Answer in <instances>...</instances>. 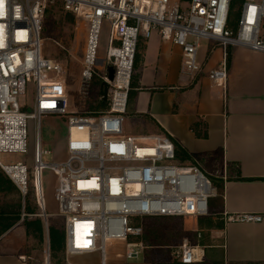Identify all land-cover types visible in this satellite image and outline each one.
Listing matches in <instances>:
<instances>
[{"label": "built area", "instance_id": "built-area-1", "mask_svg": "<svg viewBox=\"0 0 264 264\" xmlns=\"http://www.w3.org/2000/svg\"><path fill=\"white\" fill-rule=\"evenodd\" d=\"M51 1L0 0V170L22 196L32 189L39 209L34 215L45 222L41 171L53 173L66 256L97 253L104 264L107 246L119 244L126 258H135L146 248L141 239L144 218L207 215L209 198L216 193L198 164L175 163L170 135L124 131L137 42L155 29L161 40L181 47L180 73L193 75L201 66L197 56L201 41H212L222 57L208 77L224 93L228 47L264 53V38L259 35L264 0H243L235 30L227 23L230 0H187L185 10L179 0H60L64 11L85 24L79 94L85 97L92 86L99 92L100 83H107V108L80 114L69 113L67 85L58 76L60 62L41 56L42 25ZM104 25L108 36L99 55ZM28 81L34 87L31 113L22 111L17 100ZM45 116L66 119L64 160L43 159L50 152L39 135ZM27 119L35 127L30 172L20 160L1 158L26 153ZM222 216L225 223L261 220L251 212ZM171 254L179 264H191L201 260L202 250L183 238ZM44 262L48 264L47 258Z\"/></svg>", "mask_w": 264, "mask_h": 264}, {"label": "crops", "instance_id": "crops-1", "mask_svg": "<svg viewBox=\"0 0 264 264\" xmlns=\"http://www.w3.org/2000/svg\"><path fill=\"white\" fill-rule=\"evenodd\" d=\"M183 1L187 0H179L180 4ZM138 43L137 88L127 111L136 112L137 107V113L145 115L158 131L197 155L195 163L222 184L221 197L216 190L209 198L208 214L197 216V226L185 234L202 250L201 260L191 264H264V53L228 47L223 93L208 77L222 57L221 48L212 41L200 45L201 66L193 75L180 73L181 47L161 40L155 29ZM197 118L206 123L204 139L194 137L190 130ZM207 166L216 168V175ZM223 212L256 213L261 220L225 223ZM19 247L14 241L0 242V264H30L33 254ZM130 264L179 263L174 258L173 262Z\"/></svg>", "mask_w": 264, "mask_h": 264}, {"label": "rangeland", "instance_id": "rangeland-1", "mask_svg": "<svg viewBox=\"0 0 264 264\" xmlns=\"http://www.w3.org/2000/svg\"><path fill=\"white\" fill-rule=\"evenodd\" d=\"M243 2V0H242ZM188 1L181 3L182 9H187ZM241 1L237 7L240 9ZM64 10L60 0H52L46 8L42 31H41V56L44 58L56 59L61 64V70L58 76L62 77L67 85L69 98V113L80 114L92 109L91 105L96 99H100L97 88L91 87L89 93L82 97L79 94V75L82 68V54L85 43V24L76 18L73 24L66 23L64 19ZM238 14L233 17V30L237 25ZM261 38H264V24H262L260 33ZM108 36V26L104 25L100 32L99 39V55H103ZM205 40L201 41L202 42ZM99 73H102L98 69ZM33 83L28 81L24 94L17 97L21 104L22 111L31 113L33 104ZM127 111L124 122V131L129 134H152L157 132V126L147 120L143 114H139L138 108ZM92 116V115H90ZM66 119L58 116H45L40 122V142L41 145L49 150L43 159L46 161H61L67 157L65 147L67 138ZM148 123H147V122ZM150 123V124H149ZM27 132V150L26 153L2 154L1 158L4 161L20 160L26 164L29 172L32 170V155L34 148L35 127L31 119L26 121ZM178 164L177 162H175ZM200 166V164H199ZM201 167V166H200ZM216 168L208 167L207 171L212 176L216 175ZM30 176V175H29ZM41 183L45 202V210L47 213L46 222L41 218V241L30 236L27 237L23 231V227L14 225L13 230L6 234V231L0 235L5 243L7 240L14 241L19 248L26 252H31L33 255L30 258V264H46L44 258H47L48 264H100V258L97 253L82 255V256H66L64 249H55L49 242V233L52 230L60 232L63 217L58 213L57 202L54 198L55 177L49 169L41 171ZM30 190H32L30 188ZM21 210L24 211L27 207L31 211L39 213L36 200L33 193H29L25 198L20 194ZM18 199L17 192L6 193L0 192V205L4 203H13ZM143 240L145 234L149 238L146 248L139 253L135 258H126L123 253V246L119 244L108 245L105 252L104 264H130L140 260H148L150 262H173L174 256L171 254L172 247L178 245L180 240L186 238L188 230L197 226V216L182 215L174 217H147L141 223ZM184 236V237H183ZM135 241L138 239H134ZM144 242V241H143ZM145 244V243H144ZM5 246V245H4Z\"/></svg>", "mask_w": 264, "mask_h": 264}, {"label": "trees", "instance_id": "trees-1", "mask_svg": "<svg viewBox=\"0 0 264 264\" xmlns=\"http://www.w3.org/2000/svg\"><path fill=\"white\" fill-rule=\"evenodd\" d=\"M240 1L242 4V0H230L227 23L228 26L231 28L234 26L233 17L238 14L237 17L239 18L241 5L239 10H237V7ZM63 16L66 23L73 24L75 16L72 13L64 11ZM138 42L134 57L130 90L128 91V100L129 98L133 97V95L135 94V88H137V79H138L137 67L141 57V53L139 52ZM227 64H228V54L226 56V66ZM91 107L92 109H90L89 111H101L107 108V102H103L100 101V99H96L95 102L91 105ZM190 130L192 131L194 137L196 138L204 139L207 137L206 123L200 118H197L196 121H194V123L190 126ZM172 141L175 146V162H177L178 164L195 163V159L198 157L197 155L190 153L173 139ZM236 178H240L238 171H236ZM209 179L216 188L218 196L221 197L222 184L213 177H209ZM0 192L6 193V195L12 192H17L18 194V199L13 203L10 204L4 203L0 205V234L5 232L12 225L19 223L21 226H23L26 235L31 236L37 239L38 241H41L42 239L41 218L37 215H34L36 214V212L31 211L29 207H27L24 211L21 210L22 204H21L20 193L12 184L10 179L1 170H0ZM29 193H31V195L33 193V191L30 190V188L28 189L27 193L23 196V198H25V196H27ZM148 239L149 238L147 237V234H145L143 238L145 245H147ZM49 242L51 243L53 248L62 249L64 246L62 230L60 232L56 230H52L49 233Z\"/></svg>", "mask_w": 264, "mask_h": 264}, {"label": "water", "instance_id": "water-1", "mask_svg": "<svg viewBox=\"0 0 264 264\" xmlns=\"http://www.w3.org/2000/svg\"><path fill=\"white\" fill-rule=\"evenodd\" d=\"M112 75H113V68L109 67L108 68V80L112 79ZM99 97H100V101L106 102L107 100V83L102 81L100 83V88H99Z\"/></svg>", "mask_w": 264, "mask_h": 264}]
</instances>
